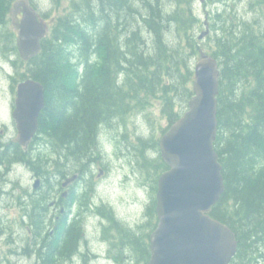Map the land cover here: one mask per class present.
Here are the masks:
<instances>
[{"label": "trees", "instance_id": "obj_1", "mask_svg": "<svg viewBox=\"0 0 264 264\" xmlns=\"http://www.w3.org/2000/svg\"><path fill=\"white\" fill-rule=\"evenodd\" d=\"M60 1L54 0L55 5ZM195 1L72 0L41 39L40 51L29 59L20 57L28 70L18 81L13 77L14 83L30 77L45 88V106L32 142L39 147L46 144L49 152L0 140V168L23 162L43 182L41 197L24 207L37 236L22 251L36 258L34 264H61L82 254L84 209L85 214L91 210L105 216L123 232L117 245L131 247L136 256L140 248L143 255L148 251V241L123 229L109 206L95 203L88 183L86 190L70 196L79 204L77 218L58 222L48 217V208L53 209L48 192L59 189L71 173L69 164L78 167L74 171L78 180L85 178L88 166L102 154L103 129L116 125L115 120L126 125L129 114L144 112L154 98L160 100L168 119L164 133L193 95L194 61L203 53L217 58L220 66L215 148L226 185L210 214L237 234L238 250L231 264H264V0H250L262 20L235 11L227 14L226 9L211 13L215 34L208 36L213 42L208 49L205 39L199 38L206 22ZM12 2L0 0V50L15 63L17 32L3 30ZM126 134L121 136L124 141ZM128 149L151 183L147 214L155 220L158 177L169 167L162 159L159 139L138 134Z\"/></svg>", "mask_w": 264, "mask_h": 264}, {"label": "water", "instance_id": "obj_2", "mask_svg": "<svg viewBox=\"0 0 264 264\" xmlns=\"http://www.w3.org/2000/svg\"><path fill=\"white\" fill-rule=\"evenodd\" d=\"M22 12L14 27L19 31L20 55L29 59L39 52L47 26L26 4ZM220 73L214 56L203 54L196 61L188 106L160 137L161 156L169 168L158 179V221L149 238L148 264H230L237 253L236 232L209 212L226 187L215 148ZM44 106L45 88L40 81L27 78L18 83L13 117L21 144L31 142L37 133ZM77 177H67L63 185Z\"/></svg>", "mask_w": 264, "mask_h": 264}, {"label": "rangeland", "instance_id": "obj_3", "mask_svg": "<svg viewBox=\"0 0 264 264\" xmlns=\"http://www.w3.org/2000/svg\"><path fill=\"white\" fill-rule=\"evenodd\" d=\"M32 1L37 5L40 12L47 14L46 16L51 22L58 16L64 15L67 11L66 9L72 4V0H61L59 5H55L54 0ZM195 9L205 22L211 20V16H209L211 13H222L225 9L227 14L235 11L247 19H252L255 16L259 20L263 19L258 12L252 10L250 0H196ZM14 17L15 15L12 11L6 14V27L3 30L10 32L13 30L11 21H13ZM209 23L199 30V32L201 29L202 31L208 30L204 37H199L205 39L207 49L210 45L213 46V42L208 36L215 34V31L212 30L211 21ZM3 53L4 51L0 50V125L5 124L7 127H5V132L7 133L9 130L11 134L12 131H17L12 115L16 97L15 86L13 88V85L17 84L14 83L13 77H17V81L20 80L22 72L28 70V65L20 62V55L19 57L13 56V59H17L14 63L8 60V57L3 55ZM195 62L196 60L194 64ZM178 101L183 102V99L178 98ZM148 105V108L142 113L129 114L126 125L122 124L121 126L120 120H115L116 125L106 126L103 129L100 137L102 150L100 158L91 162L85 171V178L77 180L75 184L76 190L80 192L81 189L85 188L84 184L88 183L86 185L91 187V196H93L95 203L103 207L109 206L114 216L118 215L115 220L119 224L124 222L127 225H137L143 221L144 212L152 198V187L147 173L142 168H139L136 160L132 159V153L128 149L129 143L135 141L136 135L153 136L159 139L163 134L162 129L168 125V119L161 109L162 103L160 100L154 98L152 101L150 100ZM123 133H127L126 141L121 138ZM30 146L31 150L35 152L41 148L47 153L49 152L46 144L39 147L37 142H32ZM69 165L71 173L69 172L68 176H71L78 167L75 168L76 165L74 163ZM4 166L7 167L6 165ZM4 166L0 169V264H34V259L36 258L32 257V254L26 256L22 252V249L30 244V241L33 242L37 236L30 228V218L26 208L30 207L29 204L33 203V199L41 197L42 194H38V192L41 191L43 182L37 188L33 186L36 182L35 180L40 178L35 176L33 169L25 163L16 164L13 167L14 169H6ZM40 177L43 179L42 176ZM56 191V188L51 190L52 193ZM51 192H48L51 197L49 201L53 199ZM84 210L83 213L85 214ZM58 212L54 208L51 209L49 207L48 217L56 219L55 214ZM71 213V211L68 213L69 216L66 219L70 218ZM96 215L97 213L91 210L88 214H85L86 221L84 220L85 226L83 227L85 233L83 237L87 239V262H85L83 256L74 255L65 259L61 264H102L103 261L100 260L101 258L97 255V252L101 254V250L106 248L105 245L100 243L102 240L101 230L103 225L109 221L104 216L102 221L101 217ZM54 219L49 226V230L54 224ZM61 226L63 227V224ZM113 231V229H110L106 235L109 236Z\"/></svg>", "mask_w": 264, "mask_h": 264}, {"label": "flooded vegetation", "instance_id": "obj_4", "mask_svg": "<svg viewBox=\"0 0 264 264\" xmlns=\"http://www.w3.org/2000/svg\"><path fill=\"white\" fill-rule=\"evenodd\" d=\"M30 1L31 0H29V2H28V0H27L25 2H27L29 5L35 7V5L32 3V1L31 2ZM20 9H21L20 5L16 6V11H17L16 18H18L21 15ZM5 127H6L5 124L4 125L3 124L0 125V133H1L0 137L2 135L0 140L1 141H5L6 143H9V142H12V141L16 140L17 137H18L17 131L16 130L12 131L11 134H10L9 130H8V132L6 133L5 132ZM5 168L7 169V167H5ZM75 184H76L75 182L69 184L68 186H65V185L61 184L59 189L53 194V197H52L53 199L51 200L49 205L51 207H53L56 211H59L57 214H55V218H56L55 220L58 221V222H59V220L61 218H67L69 216L68 213H66V214L63 213V212H66L68 210V207H71L70 211L72 212L71 214H73L72 218H77L78 217V215H77L78 213H76V212H79L80 209L78 207H76V206H79V204H76L75 200L70 201L71 194L73 192H75V190H76ZM33 186L35 188L38 187V186L37 187L35 186V183H34ZM80 192H81V190H80ZM147 209H148V206L146 208V211L144 212L143 221H141L137 225H134V224L127 225L124 222L122 224H120V226L123 229L126 228L129 232H132L133 234L142 236V239L146 242V244H147V241H148V238H149L148 230L153 227V222H154L152 216L150 217L147 214ZM75 215H77V216H75ZM63 216H65V217H63ZM70 217H71V215H70ZM101 220L103 221V217L102 216H101ZM105 227H107L109 229L111 228L114 231L112 233H110L109 236H107L106 233H109L110 230L105 232L104 231ZM147 228H148V230H147ZM50 233H51V235H53L54 231L51 230ZM84 233H85V230H84ZM84 233H83V236H84ZM122 234H123V232L117 231V229H115V227H114V224L112 222H110V220H109L108 223L103 225L102 230H101V238H102V240L100 241V243L105 245L106 248L101 250V254L99 252H97L98 253L97 255H99L100 258H101L100 260L103 261L102 264H148V261H149L150 256H151L149 242L147 244L148 251H147V248H146V251L144 250L145 253L143 255V252H142V250L140 248L139 252L140 251L141 252H140L139 255L136 256V253L133 251V249L131 247H128V246L126 247V246H123V245L120 246V244L117 245L118 243L122 242V240H121ZM145 236H146V239H145ZM82 241H83V243H82ZM79 243L81 245V248H83V250L81 249L82 250V254L79 255V256L80 257L83 256L85 262H87V259H88V255L87 254L88 253H87V247H86V243H87L86 237H83V239L79 240ZM84 245H85V252H84ZM22 252L24 253V251H22ZM146 254H147V257H146ZM104 260H106V261H104Z\"/></svg>", "mask_w": 264, "mask_h": 264}, {"label": "bare ground", "instance_id": "obj_5", "mask_svg": "<svg viewBox=\"0 0 264 264\" xmlns=\"http://www.w3.org/2000/svg\"><path fill=\"white\" fill-rule=\"evenodd\" d=\"M50 136V135H49Z\"/></svg>", "mask_w": 264, "mask_h": 264}]
</instances>
